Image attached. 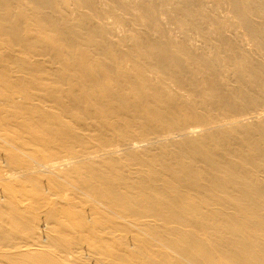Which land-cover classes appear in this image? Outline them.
Wrapping results in <instances>:
<instances>
[{"label":"bare ground","instance_id":"obj_1","mask_svg":"<svg viewBox=\"0 0 264 264\" xmlns=\"http://www.w3.org/2000/svg\"><path fill=\"white\" fill-rule=\"evenodd\" d=\"M0 264H264V0H0Z\"/></svg>","mask_w":264,"mask_h":264}]
</instances>
